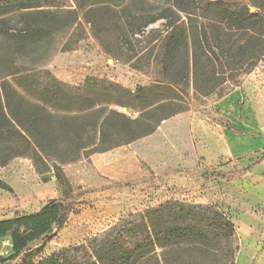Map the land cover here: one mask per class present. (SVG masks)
Masks as SVG:
<instances>
[{"label": "trees", "instance_id": "trees-1", "mask_svg": "<svg viewBox=\"0 0 264 264\" xmlns=\"http://www.w3.org/2000/svg\"><path fill=\"white\" fill-rule=\"evenodd\" d=\"M69 1L74 8L51 0H0V37L11 36L9 31L16 25L32 38L82 23L98 33L104 12H117L124 2ZM169 11L170 15L153 16L132 31L139 33L166 18L163 29L151 28L143 36L152 68L145 72L152 81L135 90L110 80H101L95 90L73 86L46 69L15 68L2 75V81L13 76L25 83L40 82L42 90L31 92L21 81L25 94L0 90V167L15 157L32 155L50 162L61 187L70 190L62 164L153 133L161 121L186 109L185 88L208 95L228 78L233 80L238 71L250 72L264 54V0L182 4L176 0ZM113 25L112 32L121 39L118 29L124 31V22L118 18ZM41 74L46 83L38 80ZM53 87L63 90H48ZM115 107L137 115L131 117ZM69 212L62 201L53 200L36 212L0 220V238L9 236L11 241V253L0 255V264L16 261L29 243L61 228ZM96 242L97 249L94 254L87 252L86 259L66 254L57 264H234L239 248L232 217L221 205L172 198L119 219Z\"/></svg>", "mask_w": 264, "mask_h": 264}, {"label": "rangeland", "instance_id": "rangeland-1", "mask_svg": "<svg viewBox=\"0 0 264 264\" xmlns=\"http://www.w3.org/2000/svg\"><path fill=\"white\" fill-rule=\"evenodd\" d=\"M51 1L57 6H75L69 0ZM175 1L124 0L117 12H104L98 33L82 23L32 38L16 25L9 31L11 36L0 37V90L25 94L20 81L31 92L42 90L40 82L25 83L13 76L2 81L1 76L15 68L46 69L61 82L93 90L101 80L118 82L128 90L148 85L152 78L145 71H152L148 67L151 58L143 36L151 28L163 29L166 18L139 33L132 31L153 16L170 15ZM180 14L184 19L185 14ZM118 18L125 24L124 31L118 29L121 39L112 32ZM40 78L47 82L46 76ZM184 90L186 109L161 121L153 133L62 164L70 190L61 187L50 162L32 155L15 157L1 166L0 220L36 212L53 200L70 208L61 228L29 243L16 261L7 264H57L66 254L86 259L87 252L94 254L97 249L96 240L119 219L170 198L217 201L227 210L245 208L250 200L248 183L256 181V167L264 161V54L250 72L238 71L233 80L228 78L208 95L196 94L191 87ZM115 108L131 117L137 115L127 108ZM244 141L259 143L251 151L230 154L235 144ZM10 253V237L0 238V255Z\"/></svg>", "mask_w": 264, "mask_h": 264}, {"label": "crops", "instance_id": "crops-1", "mask_svg": "<svg viewBox=\"0 0 264 264\" xmlns=\"http://www.w3.org/2000/svg\"><path fill=\"white\" fill-rule=\"evenodd\" d=\"M258 141H244L237 143L231 148L232 155L251 151L258 146ZM257 178L255 182L248 183L250 192L246 195L250 197L246 202L245 208L231 207L227 210L226 206L221 207L229 211L233 216L232 221L238 222L234 225L237 234L241 237V243L236 255L235 264H264V161L256 167Z\"/></svg>", "mask_w": 264, "mask_h": 264}, {"label": "water", "instance_id": "water-1", "mask_svg": "<svg viewBox=\"0 0 264 264\" xmlns=\"http://www.w3.org/2000/svg\"><path fill=\"white\" fill-rule=\"evenodd\" d=\"M53 231H56V229H54Z\"/></svg>", "mask_w": 264, "mask_h": 264}]
</instances>
